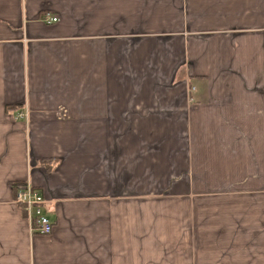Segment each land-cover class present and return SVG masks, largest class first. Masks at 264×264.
Returning a JSON list of instances; mask_svg holds the SVG:
<instances>
[{"label": "crops", "instance_id": "0c3cea01", "mask_svg": "<svg viewBox=\"0 0 264 264\" xmlns=\"http://www.w3.org/2000/svg\"><path fill=\"white\" fill-rule=\"evenodd\" d=\"M0 264H264V0H0Z\"/></svg>", "mask_w": 264, "mask_h": 264}, {"label": "built area", "instance_id": "2783aa9c", "mask_svg": "<svg viewBox=\"0 0 264 264\" xmlns=\"http://www.w3.org/2000/svg\"><path fill=\"white\" fill-rule=\"evenodd\" d=\"M47 23H54L59 21L56 15L48 14L44 17ZM25 113H20L19 116L23 117ZM26 115V114H25ZM19 186L16 192V203H18L30 223L32 224L33 231L42 234L50 235L54 230V223L50 217L45 213L44 206L46 199L44 194L30 184L17 185Z\"/></svg>", "mask_w": 264, "mask_h": 264}, {"label": "rangeland", "instance_id": "374dc122", "mask_svg": "<svg viewBox=\"0 0 264 264\" xmlns=\"http://www.w3.org/2000/svg\"><path fill=\"white\" fill-rule=\"evenodd\" d=\"M18 188H19V186H16V192H17Z\"/></svg>", "mask_w": 264, "mask_h": 264}]
</instances>
